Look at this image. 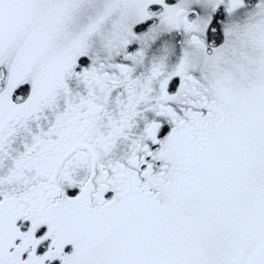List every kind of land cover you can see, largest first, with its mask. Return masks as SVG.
Returning a JSON list of instances; mask_svg holds the SVG:
<instances>
[{"label":"snow or ice","instance_id":"snow-or-ice-1","mask_svg":"<svg viewBox=\"0 0 264 264\" xmlns=\"http://www.w3.org/2000/svg\"><path fill=\"white\" fill-rule=\"evenodd\" d=\"M0 264H264V0H0Z\"/></svg>","mask_w":264,"mask_h":264}]
</instances>
